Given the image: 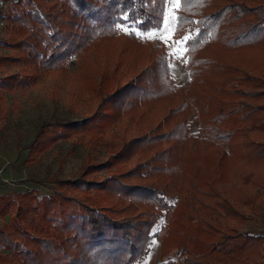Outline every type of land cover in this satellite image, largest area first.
Segmentation results:
<instances>
[{
    "label": "trees",
    "instance_id": "1",
    "mask_svg": "<svg viewBox=\"0 0 264 264\" xmlns=\"http://www.w3.org/2000/svg\"><path fill=\"white\" fill-rule=\"evenodd\" d=\"M3 2L9 38L1 42L10 52L0 60L18 71L0 76V92L34 85L43 69L77 80L80 94L97 99L93 137L124 117L140 124L131 139L120 128L110 161L87 163L82 177L30 179L53 183L50 196L34 187L16 200L0 193V213L8 215L0 264H136L161 216L162 254L175 248L187 264H258L264 237L242 226L264 205V0H180L176 32L198 27L185 42L186 90L174 84L162 45L120 27L159 26L164 0ZM74 53L82 55L71 72ZM130 60L144 66L123 81L121 65L130 70ZM84 125L42 123L27 147L41 152ZM115 164L113 176L87 177Z\"/></svg>",
    "mask_w": 264,
    "mask_h": 264
},
{
    "label": "rangeland",
    "instance_id": "2",
    "mask_svg": "<svg viewBox=\"0 0 264 264\" xmlns=\"http://www.w3.org/2000/svg\"><path fill=\"white\" fill-rule=\"evenodd\" d=\"M173 5L174 0H164L160 25L157 27L149 28L147 31L141 30L133 24H121L120 27L128 29L127 31H133L135 34L140 32L139 37L162 45L167 54V67L174 84L181 85L186 90L191 82V75L185 65L187 59L185 38L194 34L198 27L196 24L185 26L182 31L176 32L178 9H175ZM23 6L28 8L25 0H23ZM165 18L171 22L169 23ZM165 27H167V31H165ZM159 33H163V37ZM149 35L152 38H147ZM7 38H9V30L5 29L0 20V56L10 52L3 47L1 42L2 39ZM81 55L82 53L71 55L66 63L69 71L77 70ZM129 62L134 63L130 70L126 65H121V70L126 71L123 81L132 78L135 74L134 71L141 70L144 66L141 63H135L134 60ZM15 71H18V68L12 66L9 61L0 60V76ZM77 84V80H70L59 75L49 76L42 69L41 75L34 85L28 84L16 88L13 92H0V156L6 158V161L0 165V193L9 194L16 200L15 194L18 191L23 192L34 187L38 190V196H50L53 193V183L48 181L37 183L33 180L47 178L66 180L82 177L84 169H88L84 168L87 163L110 161L111 154L121 145L120 136L123 128L130 130L125 134L127 139L133 138L132 136L137 133L136 129L140 123L124 117L106 127L102 133L97 134L96 138L93 137L92 127L94 124L92 121L90 122L89 118L99 112L101 108L97 104V99L94 101L90 98V94H80ZM1 96H3L2 99ZM57 119L73 120L77 123L86 120L88 126L72 129L68 136L49 141L41 152L27 147L42 123L53 122ZM145 122L146 120H144ZM189 123L191 131L196 132L199 127L197 116L191 115ZM120 128L122 129L120 130ZM221 145L224 147L223 143ZM20 146L22 149L17 150ZM11 153L15 157H12ZM130 163L126 168L133 164V162ZM118 166L119 164H115L108 169L90 172L87 177L92 176L98 180L105 179L117 171L120 172ZM232 178L234 179L233 174ZM251 191L253 194L259 192L260 189L256 188ZM177 197V192H173L166 197V201L175 203ZM257 211V214L251 219L252 222H249L247 226V223L242 226L243 230L257 232L258 227L262 226L264 205L260 204ZM7 220L8 215L0 213V227L6 226ZM164 222L165 218L161 216L152 224L150 233L153 236L147 252L143 259L136 264H166L168 261L171 262L170 264H187L185 253L177 251L175 248L167 254L161 253L160 239L156 232Z\"/></svg>",
    "mask_w": 264,
    "mask_h": 264
},
{
    "label": "crops",
    "instance_id": "3",
    "mask_svg": "<svg viewBox=\"0 0 264 264\" xmlns=\"http://www.w3.org/2000/svg\"><path fill=\"white\" fill-rule=\"evenodd\" d=\"M10 155H11L12 157H15V155H14L13 153H11ZM4 161H6V158H4L3 156H0V165H2V164L4 163ZM249 222H252V221L249 220V221L247 222L246 226L249 225ZM257 224L260 225V223H257ZM251 233H254V234H258V233H260V234H262L263 237H264V223H262V226H261V227H258L257 232H252V231H251ZM258 264H264V257L262 258V260H261Z\"/></svg>",
    "mask_w": 264,
    "mask_h": 264
},
{
    "label": "snow or ice",
    "instance_id": "4",
    "mask_svg": "<svg viewBox=\"0 0 264 264\" xmlns=\"http://www.w3.org/2000/svg\"><path fill=\"white\" fill-rule=\"evenodd\" d=\"M173 7L175 9H179L181 7V4H180V0H174V5ZM166 21H168L169 23L171 22L170 20H168V18H165ZM119 27V26H118ZM122 31H127L128 29H121ZM144 31H147V29H145ZM159 31V30H158ZM165 31H167V27H165ZM161 35V37H163V33H159ZM136 35H141L140 32H137ZM147 38H152L151 35H149ZM185 39H188L187 37Z\"/></svg>",
    "mask_w": 264,
    "mask_h": 264
},
{
    "label": "built area",
    "instance_id": "5",
    "mask_svg": "<svg viewBox=\"0 0 264 264\" xmlns=\"http://www.w3.org/2000/svg\"><path fill=\"white\" fill-rule=\"evenodd\" d=\"M4 6L3 0H0V9Z\"/></svg>",
    "mask_w": 264,
    "mask_h": 264
}]
</instances>
